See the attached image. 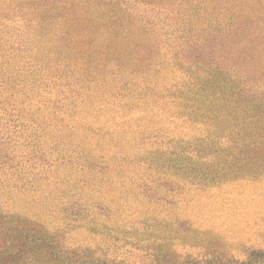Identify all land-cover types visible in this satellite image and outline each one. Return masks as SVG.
<instances>
[{
  "label": "rangeland",
  "instance_id": "374dc122",
  "mask_svg": "<svg viewBox=\"0 0 264 264\" xmlns=\"http://www.w3.org/2000/svg\"><path fill=\"white\" fill-rule=\"evenodd\" d=\"M0 264H264V0H0Z\"/></svg>",
  "mask_w": 264,
  "mask_h": 264
}]
</instances>
